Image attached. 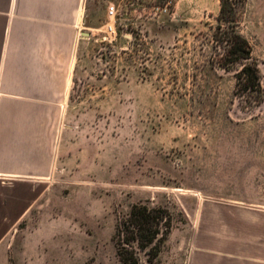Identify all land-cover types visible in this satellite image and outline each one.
Segmentation results:
<instances>
[{
    "label": "rangeland",
    "instance_id": "obj_1",
    "mask_svg": "<svg viewBox=\"0 0 264 264\" xmlns=\"http://www.w3.org/2000/svg\"><path fill=\"white\" fill-rule=\"evenodd\" d=\"M165 1L122 0L113 32L103 3L87 22L66 117L79 154L61 164L52 196L31 215L50 223L48 264H121L114 224L135 203L171 214L158 264L217 263L210 249L223 231L210 212L224 222L235 210L264 214V0H247L239 23L260 103L236 89L238 66L216 63L219 1L176 0L169 14ZM13 246L15 263L26 264L28 251Z\"/></svg>",
    "mask_w": 264,
    "mask_h": 264
},
{
    "label": "crops",
    "instance_id": "obj_2",
    "mask_svg": "<svg viewBox=\"0 0 264 264\" xmlns=\"http://www.w3.org/2000/svg\"><path fill=\"white\" fill-rule=\"evenodd\" d=\"M121 2L0 0V264H16L15 240L28 251L26 264H48L50 223L31 215L52 196L61 164L79 154L71 152L66 117L78 51L93 30L87 22L103 3L104 27L114 31ZM229 216L224 222L210 212L212 220L220 218L224 242L210 249L218 255L212 264H264V214L235 210ZM35 252L37 261L30 257Z\"/></svg>",
    "mask_w": 264,
    "mask_h": 264
},
{
    "label": "trees",
    "instance_id": "obj_3",
    "mask_svg": "<svg viewBox=\"0 0 264 264\" xmlns=\"http://www.w3.org/2000/svg\"><path fill=\"white\" fill-rule=\"evenodd\" d=\"M216 25L212 32L217 64L236 68V89L240 95L263 101L260 72L251 46L239 30L247 0H218ZM171 214L160 206L131 205L115 220L112 243L121 264H158V256L171 231Z\"/></svg>",
    "mask_w": 264,
    "mask_h": 264
},
{
    "label": "built area",
    "instance_id": "obj_4",
    "mask_svg": "<svg viewBox=\"0 0 264 264\" xmlns=\"http://www.w3.org/2000/svg\"><path fill=\"white\" fill-rule=\"evenodd\" d=\"M176 0H167L165 1L164 6L162 7V11L165 13H170L172 10V7L174 6V2ZM107 14L109 17H113L115 15V10L114 7H110L107 11ZM107 27V32H113L112 28L110 26H106Z\"/></svg>",
    "mask_w": 264,
    "mask_h": 264
}]
</instances>
